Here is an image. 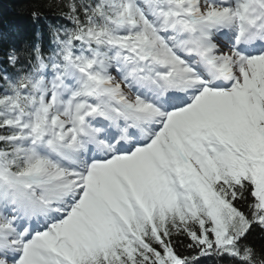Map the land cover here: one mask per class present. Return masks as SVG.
I'll return each instance as SVG.
<instances>
[{
  "label": "snow or ice",
  "instance_id": "snow-or-ice-1",
  "mask_svg": "<svg viewBox=\"0 0 264 264\" xmlns=\"http://www.w3.org/2000/svg\"><path fill=\"white\" fill-rule=\"evenodd\" d=\"M58 6L0 65V264H264V0Z\"/></svg>",
  "mask_w": 264,
  "mask_h": 264
},
{
  "label": "trees",
  "instance_id": "trees-1",
  "mask_svg": "<svg viewBox=\"0 0 264 264\" xmlns=\"http://www.w3.org/2000/svg\"><path fill=\"white\" fill-rule=\"evenodd\" d=\"M66 0H0V65L7 59V53L15 48L23 50L33 43L42 42L47 47L49 42L48 24L66 23L60 16L66 10L63 5ZM40 13V18L34 20L32 13ZM40 33L42 41L38 40ZM241 206L244 207L243 202ZM250 242L257 248L264 245V231L254 229L249 236ZM187 241L178 246L184 255H195V252L186 250ZM199 264H232L227 259L217 256L201 257Z\"/></svg>",
  "mask_w": 264,
  "mask_h": 264
}]
</instances>
